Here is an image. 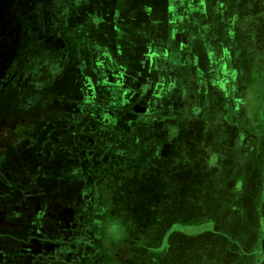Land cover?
<instances>
[{
	"label": "crops",
	"instance_id": "1",
	"mask_svg": "<svg viewBox=\"0 0 264 264\" xmlns=\"http://www.w3.org/2000/svg\"><path fill=\"white\" fill-rule=\"evenodd\" d=\"M97 1L94 12L101 11L103 16L99 20L97 17L94 18L98 23L92 24V27L102 30L105 26L107 30L99 33L91 32L90 35L96 34L97 37L77 32L74 40L79 44L83 54L91 50L93 57L98 56L95 58L97 62L99 57H103L104 61L108 62L106 65L108 68H102L103 78L100 84L107 91L105 93L109 97V109L103 111L104 116L101 115V117L105 121L112 120L104 121L105 125L101 126V129L99 127L96 132L97 134L104 132L106 136H101L103 139L100 136H94L93 133L76 132L74 143L76 139L78 150L84 149L85 145L82 141L90 138L93 141L92 146L93 143L96 146L99 144L102 152L110 150L122 153L128 158L132 156L129 161L135 163V159H139V166L145 164L147 160L151 163L156 162L157 165L158 160L170 162L177 158L179 162L188 161L186 159L192 153L193 158L204 155V163L202 162L200 166L204 169L208 166L210 169L219 162L216 150L212 149L214 146L209 145L211 138H214L217 130L219 133L226 132L227 129L235 134L239 133L240 137L252 144L253 148L258 149L261 145L264 149V137L257 134L256 126L239 121V119H247L246 113H244L245 116H234L236 119L228 122L226 113L220 110V101H216V98H219L217 96L221 95L220 88L227 84L236 89L238 87V95L237 91L235 92L237 96L243 97L244 93L248 96L242 77L235 79L221 77L224 68L221 66L222 56L223 59H226L227 55L232 56L231 59L234 61L230 63L234 64V71H245L247 79L252 72L264 70V11L261 14L251 13L250 16L236 15L231 20H227L226 15L223 14L213 16L211 10L215 4L211 2L213 0H205L206 2L203 3L206 13L198 16L199 20L196 21L194 15L172 20V17L168 15L166 21L158 24L157 0ZM195 1L171 0L167 6H173L175 11L184 10ZM226 2L224 0L223 9L227 8L224 5ZM250 7L252 12L255 11L253 8L260 10V7L262 11L264 0H252ZM221 19L225 23L220 22V25H215L213 28L212 25ZM249 21L252 23L250 25L252 29L249 26L246 27ZM89 22H92V18ZM227 27L232 30L227 32ZM244 32L248 33L247 38L239 37ZM241 42H244L243 46ZM252 42L255 44L250 46ZM225 44H228L230 48L228 49ZM161 54H166L168 57L162 59ZM247 57L250 61H246ZM92 85L93 89L96 88L94 82ZM59 86L67 97L64 98V103L75 102L73 99L76 98L78 86L73 88L65 82H61ZM162 86L168 87L171 92L170 116H164L163 111L160 110L161 104L166 103L163 98L165 93L159 89ZM50 100L49 98L48 101ZM201 101L208 108L205 107L203 113L197 115L195 106ZM62 102L63 100H60V103ZM40 115L44 119L50 117L44 112ZM215 117L219 121H211ZM141 118H156L155 120L160 123L164 120L169 125L168 130L151 127L153 130L149 131L148 128L140 125L135 127L134 131H131L132 126H129L130 131H127L125 121L131 124L132 120ZM24 130L21 132L18 130L17 135L20 133L30 135ZM116 134L119 136L129 134L135 138L133 143L126 140V142L114 141L117 139ZM164 135L167 137L163 140ZM95 137L98 139L96 140ZM22 140L24 139L18 136L17 139L12 140L15 141L12 145L16 147V150L24 148ZM101 140H106L103 142L105 149L100 147ZM83 158L81 155L72 156L66 163L59 166L58 172L53 174L47 172L37 179L47 197L50 192L59 194L53 201L55 209L58 210V212L54 210V214L57 213L59 217L77 212L78 200L84 193V182L87 178L82 173L86 166ZM17 163L18 167H22L26 164V160L16 158ZM211 179L217 180L218 177H211ZM52 181H60L61 185H51ZM202 181H206L204 176ZM179 182L184 184L189 183L190 180L183 178ZM222 183L218 189L224 191L223 186L229 183L228 193L232 195L241 193L245 188L243 180L238 176L223 180ZM255 190L257 194L264 192V177L259 179ZM109 191L110 189L107 190L108 194ZM182 198L185 196L179 197V199ZM202 199L201 197L199 200ZM36 200V212L41 211L40 205L41 208L43 204L48 205L47 200L41 197H37ZM250 204L247 207L232 206L212 210L205 204L203 205L206 208L203 209L182 207L179 213L183 216L200 210L203 211L204 217L189 221L188 227L185 226L187 224L184 225V222L176 223L177 226L174 227L179 229L175 232L178 236L170 232L171 223H169L162 229L163 233L158 237L155 245H139L138 241L134 240L131 245H127V247L131 246L130 252L132 250L133 253L131 256H129V250L122 252L121 255L120 252L115 253L120 241L117 244L118 236L114 234L104 241V245L99 244V247L95 248L96 256L93 264H264V204H260V201ZM19 206V204L16 206V212L24 209L23 206L22 208ZM109 211L108 209L106 215ZM46 213L51 214V209L49 208ZM1 215L0 222H3L4 216ZM112 217L111 222L108 220V226L118 228L115 223L117 217ZM0 227L1 250H10L23 244L19 238V232L23 229L21 226L7 228L2 225ZM31 228L34 229L35 226ZM42 230L47 234L50 231V225H44ZM122 231L123 237L127 236L128 231L123 225ZM167 234L168 237L164 238ZM113 244H116V247ZM123 244L124 250L125 243ZM24 260L23 256L20 257L19 264L24 263Z\"/></svg>",
	"mask_w": 264,
	"mask_h": 264
},
{
	"label": "rangeland",
	"instance_id": "2",
	"mask_svg": "<svg viewBox=\"0 0 264 264\" xmlns=\"http://www.w3.org/2000/svg\"><path fill=\"white\" fill-rule=\"evenodd\" d=\"M170 1L157 0L158 24L166 21L168 15L172 17V20L183 19L187 15H194L197 21L198 16L206 13L203 3L205 0H196L190 3L187 9L184 8V10L180 9L178 11H175L173 6H167ZM225 1H227L224 4L227 7L226 9L222 7L224 0H221V2L220 0L211 1L215 4L211 10L213 16L223 14L226 15L227 20H231L236 15L250 16L249 14L251 13L261 14L264 11V9L261 11L260 7V10L253 8L255 11L252 12L250 7L252 0ZM97 2V0H0V185L4 183L9 189L12 187L16 188L15 184L19 180L14 179L13 176H25V173L29 171V168L28 170L19 169L18 163L16 164V158L19 160L24 159L25 157L22 154H27L29 150V147L24 148V150L21 148L16 150V147L14 148L12 145L15 142L12 140L17 139V136L23 137L21 134L17 135L18 130L23 131V128H25L30 135L35 134L31 137L29 145L34 146V153L36 151L43 153L42 144L49 141L48 130L52 129L53 132L55 128L63 129L61 135L51 136V142L62 143L67 141L71 147L67 149L68 158H70V155H81L82 158H85L86 153H92L93 157H97V163H95L97 167L94 168L91 165L88 169L85 166L83 168L82 173L84 175L87 174L89 178L84 182V193L82 198L78 200L82 213L75 214V220L78 219L79 223H84L88 226L92 225V227L89 226L87 229L83 227L85 228L84 235L87 240L80 239L78 241L73 237L74 241L72 242L80 244L86 249L84 246L86 241L98 240L100 245H104V241L115 234L118 236L117 244L120 241L115 253L120 252L119 254L121 255L122 252L129 250V256L133 253L132 250L130 252L131 246L127 247V245H131L134 240H137L139 245H155L158 237L163 233L162 229L169 223H171L170 232L175 233L179 230L174 227L177 226L176 223L184 222V225L187 224L185 226L188 227L190 226L189 221L204 217L203 211L200 210H198L200 213L198 211L191 212L190 215L183 216L179 213L182 207L189 209L209 207L212 210L232 206L247 207L254 201H260V204H264V192L257 194L255 190L259 179L264 177V149L261 145L258 146V149L253 148L252 144L240 137L239 133L235 134L228 129L226 132L220 131L219 133L217 130L213 136L214 138H211L209 145L214 146L212 149L216 150L219 162L215 166H211L210 169H208V166L205 169L200 166L202 162L204 163V155L193 158L191 153L186 159L188 161L179 162L177 158L175 161L170 160L172 165L168 161L158 160L157 165L156 162L151 163L150 160H147L145 164L139 166V159H135L134 163L123 158L120 159V155L113 157V154H111V156L102 157L103 152L99 155L98 146H94L92 150H86L92 145L88 139L82 141L85 148H81V150H78L76 145H73V135L69 143V140L66 139L70 136L67 130L71 129L72 132L74 131L75 120L68 117L61 121L58 118V93L60 88L54 87L53 84L63 75L59 61L61 59L60 52H66L63 49L67 46L68 37L71 38L74 31L90 35L91 32L96 31L99 33L107 30L105 26L101 27L102 30L92 27V24L98 23L94 18L97 17L99 20L103 16L101 11L94 12L95 8H97ZM90 18H92L93 23L89 22ZM220 22L223 23V19L214 23L212 27L220 25ZM251 24V22L247 23L246 27L249 26L250 28ZM213 28L212 30H214ZM226 30L229 32L232 28L228 29L227 27ZM247 34L244 32L239 37L247 38ZM90 36L97 37L96 34ZM226 40L228 41V39ZM64 41L66 42L64 43ZM70 41L68 43H70L71 48L79 46V44L75 43V40ZM231 43L233 44V41ZM254 44L255 42H252L249 45L253 46ZM225 45L228 49L230 48L228 44ZM241 45L243 46L244 42H241ZM96 57L98 56L93 57L91 64L96 66V70L101 73L102 68H108L106 66L108 62L104 61L103 57H99L97 62ZM162 57L164 59V57L168 56L163 54ZM226 57V59H223L222 56L221 59V66L224 67L221 77L225 79L242 77L246 91L248 90V96L245 93L243 97L237 96L238 87L236 89V87L227 84L220 88L222 99L216 98V101H222L220 110L226 113L228 122H233V119H236L234 116H245L244 113H246L247 119L238 118L239 121L247 122L250 126H256L257 134L264 137V70L250 72L249 76L253 77V79H250V77L247 79L245 71H234V64L230 63L234 61L231 59L232 56L227 55ZM248 57L246 61H250ZM94 89L96 90V88ZM159 89L162 90V93H165L163 98L166 101V103L161 104L162 108L160 110L163 111L164 116H170V89L165 86ZM90 93L86 92V95L88 96L87 100L91 102L93 96L91 97ZM50 96L51 100L48 101ZM205 107L208 108L202 101L199 102L195 106L197 115H201ZM42 112L52 114L51 118L43 119L40 115ZM216 117L211 121H219ZM155 119L141 118L132 120L133 122L131 121L130 124L132 126L131 131H134V128L140 125L148 128L149 131L153 130L151 127H160L164 131L168 130L169 125L164 120L160 123V121ZM97 128L93 127L91 130L97 132ZM166 137L164 135L163 140ZM116 138L114 141L126 140L133 143L135 136H129V134L119 136V134H116ZM158 138L160 139L159 136ZM101 139L103 138L101 137ZM51 148L48 159L49 166L39 167L42 174H47V172L53 174L59 171L58 151L52 146ZM108 163H112V165ZM31 173L33 176L40 174V172L35 174L34 170L29 171V174ZM203 176L205 177V182L202 181ZM215 176L218 177L217 180L211 179V177ZM237 176L245 184V188L241 193L237 195L228 193L229 183L223 186V188L225 187L224 191L218 189L223 184V180ZM183 178L185 180L189 178L190 182L181 184L179 181L183 180ZM50 184L58 186L61 185V182L52 181ZM108 189H110V196L107 193ZM35 192L39 195L42 193L40 186L36 187ZM53 193H50L51 198L57 199L58 196ZM181 196H185V198L179 199ZM201 197L203 201L199 200ZM3 205L0 206V209L4 208ZM51 207V214L46 215L47 219H49L46 222H57L58 226H61L64 222L70 223L71 219L74 221V213L72 215L65 214L67 217L58 218L57 213L56 215L54 214V210L56 212L58 210L55 209L54 205ZM108 209L110 211L107 216L106 212ZM3 210L5 213H2L3 215L1 216H4V221L0 222V224L7 228L24 226L26 218L29 217L23 215V213L21 214L20 210L19 214L13 213L15 215H10L7 212V208ZM88 210L95 214L88 215L86 213ZM112 216L117 217L115 223L119 229L113 228L111 225L107 226L108 220L111 222L113 219ZM122 225L128 231L125 237H123ZM172 225L174 228H171ZM32 236H35V243L38 242L37 239L42 238L38 236L36 230L35 233H32ZM55 236L56 232L52 231L48 237L55 238ZM167 237L168 234L164 236V238ZM52 239H50L51 243L59 240L57 238L55 240ZM123 242L125 243L124 250ZM53 245L51 244L49 249L46 250V254L41 252L40 249L42 247L36 245L30 248V252L41 256L36 258L41 262L40 264H70V261H73L71 250L75 249V245L73 248H64L63 254H60L62 261L53 255ZM113 245L115 246L116 244ZM16 248H20L19 255L27 253V250L23 251L21 247ZM87 252H90L88 248ZM93 261L94 258L86 259L84 264H93Z\"/></svg>",
	"mask_w": 264,
	"mask_h": 264
},
{
	"label": "flooded vegetation",
	"instance_id": "3",
	"mask_svg": "<svg viewBox=\"0 0 264 264\" xmlns=\"http://www.w3.org/2000/svg\"><path fill=\"white\" fill-rule=\"evenodd\" d=\"M96 19V18H95ZM78 31H74L72 34V37H68L67 39V46L66 48H64L63 50H65L66 52L63 53L62 51L60 52L61 54V59L60 61V66H61V72H63L62 77L55 82L53 85L54 87L60 88L59 84L61 82H65L67 85H71V87H75L76 85L78 86V91L76 94V98L73 99V101L75 102H71V103H64V98L66 97L65 93L63 94L61 88H60V92L58 93V118L62 120L70 117L73 120H75V124H74V131L72 132L71 129L67 130L68 132V136L66 139L69 140L70 143V139L71 136L73 135V139H74V135L76 132L80 133H93L94 136H106L103 134H97L96 131L93 132L91 129H93V127H98L97 129H101V126L103 127L105 124V122H108V120H104L102 116H104V114L102 113L103 111H107L109 109V102H108V95L104 94L106 91V89L104 90L102 87V84H100V82L102 81L103 78V74L98 72L96 70V66H93L91 64V60L93 59V55L91 50H88L87 54H83V52L79 49V46L77 48L70 47V43H68L70 40H74L73 37H75L76 33ZM64 39V40H66ZM69 40V41H68ZM66 41H64L65 43ZM71 42V41H70ZM76 44H78L77 42H75ZM79 54V55H78ZM95 67V68H94ZM97 71V72H96ZM94 82V84L96 85V92L94 94V89H93V85L92 83ZM100 84V85H99ZM104 88H106L104 86ZM86 92H91V102L88 99V96L86 95ZM68 93V91H67ZM222 95V94H221ZM217 96L219 97L218 99H222V96ZM67 98V97H66ZM51 99V96H50ZM60 100H63L62 103H60ZM220 101V106L222 105V101ZM69 106V107H68ZM263 106V105H262ZM65 110V111H64ZM66 112V113H65ZM44 114L47 116H50L49 118H51L52 114H46L44 112ZM98 116H100L98 118ZM106 118V117H105ZM44 119V118H43ZM79 119V120H78ZM105 121V122H104ZM100 125V126H99ZM124 125L127 128V131L130 130V124L128 122L125 121ZM62 126V125H59ZM87 126V129H86ZM55 127V126H54ZM25 128H23L24 130ZM96 129V130H97ZM20 131V130H19ZM26 132V130H24ZM61 131L58 128H55L52 132L51 130H48V136H49V141L43 143V148H42V152L43 153H39L38 151L35 152V150H33L34 146H30L29 145V141H31V135L29 134H23L20 133L21 136L20 137L24 140H26L25 142H23V147H29V150L26 153H23L22 155H24V159L26 160V164L22 167H20L19 169L24 168L25 170L29 171H33L35 172H40L39 175L37 176H33V174H29L25 173V176H21V177H16L13 176L14 179H18L19 182H17L15 184V187L12 188H8L6 186V184H2L0 185V206H2L4 208H7V212L10 213V215H15L13 213H15L17 211L16 206H18V204L20 205L19 207L23 208L22 210H20L21 214L23 213V215L25 216H29L26 218V223L24 224V226H21L23 229L20 230V236L19 238L21 239L20 241H22V245L19 246L21 247V250L25 251L27 250V253H23L19 255V249L20 248H12V249H8V250H1L0 249V264L4 263V264H19V259L20 257L23 256L24 263L25 264H40L41 262H39L36 258L37 257H41L39 255H37L36 253L34 254L33 252H30V248L34 247L33 245L42 247L40 250L43 254H46V250L49 249L51 244H54V250H53V255L57 258V259H61L60 254H63L62 252H64V248L67 247H71L73 248V246L75 245V249L71 250L73 255V261H70V264H84V261L86 259H92L96 256L95 254V248L99 247V242L97 241H86L85 242V247L86 249L82 246V245H78L77 243H73L72 241H74L72 238L75 237L78 241L81 240H87L85 238L84 235V230L85 228L87 229L88 225L84 224V223H79V220H75V214L73 215V219L74 221L71 219L70 223L68 222H64V224H59L61 226H58L57 222H46L49 219H47L46 215H49L46 213V211L50 208H52L51 206L54 205L55 203L53 202L55 200V198H51V195L49 194V196L47 197L46 193L44 192L45 190H43V187H41L38 184V180L39 177L42 175V172L39 170V167H45V166H49V157H50V151L52 150L51 146L55 149H57L58 151V160L60 161V165H58V168L60 170V167L63 163H66L67 160H69V158L67 157L68 153H67V149L71 148L68 145V142H62V143H55V142H51V136H55V135H61ZM66 131V130H64ZM92 131V132H91ZM21 132V131H20ZM98 132V131H97ZM96 134V135H95ZM28 137V138H27ZM96 140L98 139V137H95ZM22 140V141H24ZM95 140V141H96ZM76 141V139H75ZM89 141L93 142L90 138ZM102 141V140H101ZM119 141V140H117ZM102 144L100 145L101 148L105 149V145ZM97 143V142H96ZM51 145V146H50ZM76 145V142L73 144ZM96 146L93 143V146L91 145L90 148H86V150H92V148ZM98 146V150H99V155L100 153H102V151L99 149V144H97ZM24 148L22 150H24ZM94 149V148H93ZM96 149V147H95ZM66 151V153H64ZM34 154V155H32ZM111 154H113V157L115 156H119L120 155V159H124V160H128L130 159V157L128 158L126 155H123L122 153L119 154L116 151H110L108 150L107 152L103 151V157H106L107 155L111 156ZM29 156V157H28ZM75 156V155H73ZM91 157V158H90ZM70 158H72V155H70ZM97 157L92 155V153L87 154L84 158V163H85V167L88 169L89 167H97V165L95 163L96 162ZM99 159V158H98ZM51 160V159H50ZM104 160V158H103ZM52 161V160H51ZM99 161V160H98ZM100 162V161H99ZM105 162V161H104ZM99 164V163H98ZM110 165H112V163H108ZM93 170V169H92ZM85 176H87V180H88V175L86 174ZM99 179V178H98ZM97 179V181H99ZM62 181L64 179H61ZM41 188L42 193L39 195L35 192L36 187ZM21 189V190H20ZM27 189V192H26ZM51 193V192H50ZM53 194L59 196V194L57 192H54ZM37 197H41L43 198V200H47V204L45 205L43 204V208H41V205L39 207V209L41 211L36 212V202H37ZM82 198V197H81ZM80 200V199H79ZM50 204V205H49ZM79 204V203H78ZM28 205V206H27ZM15 206V208L13 209V207ZM49 207V208H48ZM55 207V206H54ZM3 208V209H4ZM0 209V214L3 213L4 210ZM13 209V211H12ZM77 212L76 214H80L81 209L76 208ZM80 210V211H79ZM89 211V210H88ZM86 211V213L88 215H92L93 213L91 211ZM19 212V210H18ZM18 212H16V214H19ZM29 212V213H28ZM84 214V213H83ZM83 214L82 219H83ZM3 215V214H2ZM57 217L59 218V216L57 215ZM65 217V216H64ZM67 217V216H66ZM83 222V221H82ZM68 223V224H66ZM50 225V231L47 232L48 236L50 235V233L52 231L56 232V236L55 238H49L46 234L45 231H43V226L44 225ZM68 225V226H67ZM0 226H2V224H0ZM29 226V227H26ZM31 226H35V228H31ZM92 226V225H89ZM108 226V225H107ZM66 227V228H65ZM75 227H77L76 229H74ZM85 227V228H83ZM1 228V227H0ZM35 230L37 231L38 236L42 237L41 239H37L38 242L35 243V236H32V233H35ZM1 232V230H0ZM59 239L58 241H55L54 243L50 242V239L55 240V239ZM31 244V245H29ZM87 248L88 250H90V252H87ZM68 249V248H67ZM39 250V249H38ZM37 251V250H36ZM14 252H18V253H14ZM66 254V253H65ZM59 261V262H61ZM21 263V264H24Z\"/></svg>",
	"mask_w": 264,
	"mask_h": 264
}]
</instances>
